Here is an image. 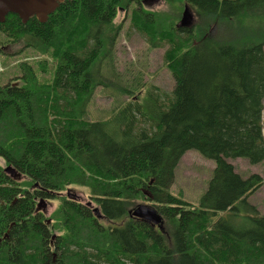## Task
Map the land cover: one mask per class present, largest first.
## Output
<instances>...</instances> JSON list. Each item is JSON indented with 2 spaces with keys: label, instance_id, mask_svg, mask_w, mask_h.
Wrapping results in <instances>:
<instances>
[{
  "label": "trees",
  "instance_id": "trees-1",
  "mask_svg": "<svg viewBox=\"0 0 264 264\" xmlns=\"http://www.w3.org/2000/svg\"><path fill=\"white\" fill-rule=\"evenodd\" d=\"M168 1L189 5L195 22L177 26L143 0H63L44 22L13 13L0 21V38L53 61L47 82L25 65L19 84L0 85V158L24 181L0 165V264H264V214L247 200L262 176L243 177L227 161L264 159V0ZM132 5L130 28L150 47L168 45L173 88L147 87L145 108L132 100L142 87H125L114 115L90 119L95 88L110 86L103 70L122 27L116 12ZM189 149L215 163L196 204L168 190ZM69 186L88 189L94 205L62 197L49 226L35 200ZM138 200L160 225L129 216ZM241 209L248 225L230 221Z\"/></svg>",
  "mask_w": 264,
  "mask_h": 264
},
{
  "label": "rangeland",
  "instance_id": "rangeland-1",
  "mask_svg": "<svg viewBox=\"0 0 264 264\" xmlns=\"http://www.w3.org/2000/svg\"><path fill=\"white\" fill-rule=\"evenodd\" d=\"M148 2V4H141V8L152 14L166 12L175 18L176 25L179 24L182 17L184 6L187 5L186 3L171 4L168 0H149ZM187 6L192 16V24L194 11L192 8L190 9L189 5ZM133 7L134 5L129 10L120 8L116 12L114 24H121L122 27L114 44L112 59L103 70L104 77L106 79L107 77L109 78L110 86L104 88L97 86L95 88L88 105L87 117L90 119H106L111 117L112 114L114 115L122 103L128 100V94L122 91L125 87L131 88L133 92L136 88L142 87L140 94L134 95L132 100H138L139 105L143 103L145 108H149L153 102V94L148 88L153 92L157 88L160 92L167 94L173 88V77L163 61L164 52L168 45L165 44L164 47L157 48L150 47L146 41L145 34L130 28L129 16L131 17ZM194 18L195 20L197 19L195 14ZM5 39L0 38V43H5ZM12 48L14 50L5 53L0 52V85L16 81V77H21V67L25 65L31 66L39 82H47L51 79L53 61L49 56L32 47L27 48L23 40L18 47L14 45ZM141 110L144 111L143 108ZM138 127H144L149 130V126L145 122L139 123ZM227 161L232 163L235 166V170L243 177L251 173H258L262 176L263 182L261 186L248 195L247 200L255 205L260 213L264 214V159L258 164H251L242 157L227 158ZM0 165L4 171L7 164L1 158ZM214 165V160L202 156L195 149L185 151L175 168V178L168 190L176 195L181 193L183 198L191 203H198ZM7 174L12 177L10 172H7ZM15 174L14 178H18L21 183H24L23 178L18 175L17 171H15ZM67 194L71 195L70 199L83 204L91 202L94 205L89 197V190L78 186L66 187L62 193L55 195L54 199L36 198L37 210L41 212V216L45 218L49 226H53V219L59 216L55 212L61 202V198H68ZM138 204L153 206L144 200H138L135 206ZM245 212L244 209H241L236 216H229L230 221L235 225H248L249 222ZM219 217H225V213L221 212L217 216L212 217L211 223L216 222ZM54 232L58 231L55 230Z\"/></svg>",
  "mask_w": 264,
  "mask_h": 264
},
{
  "label": "water",
  "instance_id": "water-1",
  "mask_svg": "<svg viewBox=\"0 0 264 264\" xmlns=\"http://www.w3.org/2000/svg\"><path fill=\"white\" fill-rule=\"evenodd\" d=\"M63 0H0V21H3L5 14L12 12L17 14L22 21H25L31 16H35L40 22L46 20L47 15L52 12L58 5V3ZM149 0H143V2H148ZM192 21V16L189 12V7L184 6L182 17L177 26L187 27L190 26ZM4 171L10 172L11 176L14 178L16 176L15 169L11 165H6ZM71 198L70 194H67ZM91 205V202L88 203ZM36 209H38L36 207ZM94 214L99 215L96 207L92 208ZM129 216L143 220L152 225H160L162 218L155 208L145 205L138 204L133 207L129 212ZM6 236V234H4ZM54 236V235H53Z\"/></svg>",
  "mask_w": 264,
  "mask_h": 264
},
{
  "label": "flooded vegetation",
  "instance_id": "flooded-vegetation-1",
  "mask_svg": "<svg viewBox=\"0 0 264 264\" xmlns=\"http://www.w3.org/2000/svg\"><path fill=\"white\" fill-rule=\"evenodd\" d=\"M8 13H12V12H8ZM13 14H15V13H13ZM15 15L19 18L20 22H25V21H22L21 18L17 14H15ZM20 44H21V42H16L13 38H6L5 43H3V44L0 43V52L5 53L7 51L14 50L12 47L14 45H17V47H18ZM17 83H18V79H16V81L8 82L7 84H10L11 86H15V85H17ZM43 223L46 224L45 221Z\"/></svg>",
  "mask_w": 264,
  "mask_h": 264
}]
</instances>
